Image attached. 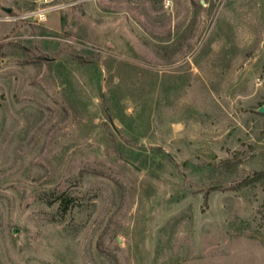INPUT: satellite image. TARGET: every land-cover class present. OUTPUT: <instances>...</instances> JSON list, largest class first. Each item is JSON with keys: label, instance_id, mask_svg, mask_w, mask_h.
<instances>
[{"label": "rangeland", "instance_id": "rangeland-1", "mask_svg": "<svg viewBox=\"0 0 264 264\" xmlns=\"http://www.w3.org/2000/svg\"><path fill=\"white\" fill-rule=\"evenodd\" d=\"M263 106L264 0H0V264H264Z\"/></svg>", "mask_w": 264, "mask_h": 264}, {"label": "trees", "instance_id": "trees-1", "mask_svg": "<svg viewBox=\"0 0 264 264\" xmlns=\"http://www.w3.org/2000/svg\"><path fill=\"white\" fill-rule=\"evenodd\" d=\"M256 183H264V173L263 172H255L253 173V175L247 176L241 181V185L243 186L253 185ZM207 196L208 194L206 193L204 195V203H206L207 201Z\"/></svg>", "mask_w": 264, "mask_h": 264}, {"label": "water", "instance_id": "water-1", "mask_svg": "<svg viewBox=\"0 0 264 264\" xmlns=\"http://www.w3.org/2000/svg\"><path fill=\"white\" fill-rule=\"evenodd\" d=\"M260 111L261 112H264V106L260 108Z\"/></svg>", "mask_w": 264, "mask_h": 264}]
</instances>
